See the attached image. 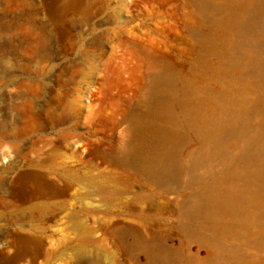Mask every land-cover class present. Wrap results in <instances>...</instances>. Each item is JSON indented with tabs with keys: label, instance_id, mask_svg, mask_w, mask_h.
Returning <instances> with one entry per match:
<instances>
[{
	"label": "rangeland",
	"instance_id": "obj_1",
	"mask_svg": "<svg viewBox=\"0 0 264 264\" xmlns=\"http://www.w3.org/2000/svg\"><path fill=\"white\" fill-rule=\"evenodd\" d=\"M201 1L0 0V264L216 260L188 231L189 171L154 177L125 157L159 109L160 76L220 89L202 61L215 60L203 40L221 13ZM254 123L264 129V109ZM203 145L189 131L182 159ZM246 255L264 261V246Z\"/></svg>",
	"mask_w": 264,
	"mask_h": 264
},
{
	"label": "bare ground",
	"instance_id": "obj_2",
	"mask_svg": "<svg viewBox=\"0 0 264 264\" xmlns=\"http://www.w3.org/2000/svg\"><path fill=\"white\" fill-rule=\"evenodd\" d=\"M201 3L221 13L203 40L215 60L202 61L220 89L179 90L171 75L160 76L168 88L156 97L159 109L137 124L139 139L125 157L154 177L178 179L189 171L198 188L186 204L188 231L216 256L201 264H264L246 255L249 242L264 246V129L254 123L264 109V0H229L225 7ZM189 131L204 147L186 163L180 148ZM232 232L239 237L233 244L226 240Z\"/></svg>",
	"mask_w": 264,
	"mask_h": 264
}]
</instances>
